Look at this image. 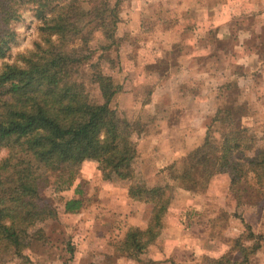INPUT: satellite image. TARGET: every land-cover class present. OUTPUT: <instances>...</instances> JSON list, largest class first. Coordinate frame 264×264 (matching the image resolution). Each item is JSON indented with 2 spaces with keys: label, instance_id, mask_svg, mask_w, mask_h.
Masks as SVG:
<instances>
[{
  "label": "rangeland",
  "instance_id": "374dc122",
  "mask_svg": "<svg viewBox=\"0 0 264 264\" xmlns=\"http://www.w3.org/2000/svg\"><path fill=\"white\" fill-rule=\"evenodd\" d=\"M89 1L82 0L85 13ZM110 2L117 45L106 50L102 28L89 25L81 78L91 104L104 103L99 85L108 83L106 76L108 90L116 89L109 109L134 130L136 156L128 171L122 169L129 178L106 180L89 160L35 170L41 204L56 216L28 231L19 255L0 249V264H264V203L256 205L261 198L234 189L227 174L208 179L190 172L188 159L209 128L217 144L222 139L213 119L225 108L264 148V0ZM42 22L31 4L20 8L17 21L9 23L14 41L0 70L24 67L23 58L43 47ZM82 22L90 20L85 15ZM80 43L71 46L79 49ZM8 156L0 146V162ZM157 187L166 188L170 200L158 235L138 259L124 256L120 241L135 229L143 233L151 215L131 191ZM71 199L81 202L74 214L64 212Z\"/></svg>",
  "mask_w": 264,
  "mask_h": 264
},
{
  "label": "trees",
  "instance_id": "16d2710c",
  "mask_svg": "<svg viewBox=\"0 0 264 264\" xmlns=\"http://www.w3.org/2000/svg\"><path fill=\"white\" fill-rule=\"evenodd\" d=\"M55 1L0 0V58L14 41L9 23L17 21L21 7L31 4L35 16L43 21L39 29L43 47L36 45L30 58H23L24 67L5 65L0 70V146L9 149V156L0 162V249L13 250L16 255L27 246L28 231L38 221L56 216L55 210L41 204L35 170L57 164L72 167L89 160L106 180L112 176L125 180L129 177L122 169L128 171L136 156V145L130 141L134 130L109 109L116 92L108 90L110 77L106 76L108 83L99 85L102 105L89 102L81 78V68L87 63L80 51L87 47L84 30L89 25L102 28L106 50L117 45L113 30L118 20L112 15L114 9L110 10L111 0H90L86 13L82 0H58L64 1L61 7L53 5ZM85 15L88 25L79 23ZM77 39L79 49L71 46ZM213 123H220L222 139L217 144L209 128L203 144L189 154V171L198 170L208 179L227 174L234 189L260 197L256 205L264 203V148L256 147L231 108L217 111ZM249 152L251 156H247ZM165 189L131 191V197L149 206L151 215L143 233L135 229L120 241L122 255L138 259L154 243L170 204ZM80 205V200L71 199L64 212L74 214Z\"/></svg>",
  "mask_w": 264,
  "mask_h": 264
},
{
  "label": "crops",
  "instance_id": "0c3cea01",
  "mask_svg": "<svg viewBox=\"0 0 264 264\" xmlns=\"http://www.w3.org/2000/svg\"><path fill=\"white\" fill-rule=\"evenodd\" d=\"M189 27V26H188ZM192 27V26H191ZM193 47V45L191 46V48Z\"/></svg>",
  "mask_w": 264,
  "mask_h": 264
}]
</instances>
